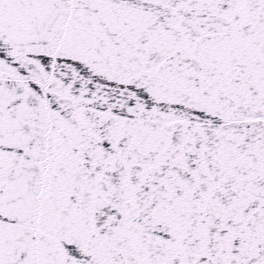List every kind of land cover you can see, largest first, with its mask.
<instances>
[{
  "label": "snow or ice",
  "instance_id": "6c2138e0",
  "mask_svg": "<svg viewBox=\"0 0 264 264\" xmlns=\"http://www.w3.org/2000/svg\"><path fill=\"white\" fill-rule=\"evenodd\" d=\"M0 264H264V0H0Z\"/></svg>",
  "mask_w": 264,
  "mask_h": 264
}]
</instances>
